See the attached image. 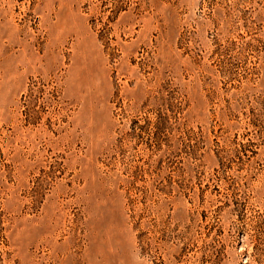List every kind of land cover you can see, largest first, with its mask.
<instances>
[{"label":"rangeland","instance_id":"374dc122","mask_svg":"<svg viewBox=\"0 0 264 264\" xmlns=\"http://www.w3.org/2000/svg\"><path fill=\"white\" fill-rule=\"evenodd\" d=\"M0 264H264V0H0Z\"/></svg>","mask_w":264,"mask_h":264}]
</instances>
